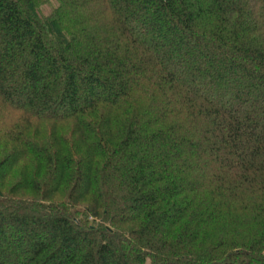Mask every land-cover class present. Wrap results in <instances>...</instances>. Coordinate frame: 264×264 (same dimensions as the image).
Returning a JSON list of instances; mask_svg holds the SVG:
<instances>
[{"label": "trees", "instance_id": "obj_1", "mask_svg": "<svg viewBox=\"0 0 264 264\" xmlns=\"http://www.w3.org/2000/svg\"><path fill=\"white\" fill-rule=\"evenodd\" d=\"M0 0V264H264V0Z\"/></svg>", "mask_w": 264, "mask_h": 264}, {"label": "rangeland", "instance_id": "obj_2", "mask_svg": "<svg viewBox=\"0 0 264 264\" xmlns=\"http://www.w3.org/2000/svg\"><path fill=\"white\" fill-rule=\"evenodd\" d=\"M56 0H50L48 3L39 6V14L43 17L50 15L57 5Z\"/></svg>", "mask_w": 264, "mask_h": 264}]
</instances>
